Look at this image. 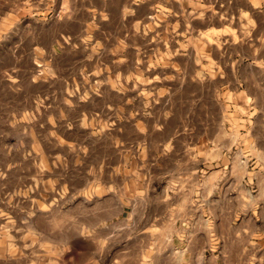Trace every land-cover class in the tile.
Here are the masks:
<instances>
[{
  "label": "rangeland",
  "instance_id": "374dc122",
  "mask_svg": "<svg viewBox=\"0 0 264 264\" xmlns=\"http://www.w3.org/2000/svg\"><path fill=\"white\" fill-rule=\"evenodd\" d=\"M0 264H264V0H0Z\"/></svg>",
  "mask_w": 264,
  "mask_h": 264
},
{
  "label": "crops",
  "instance_id": "0c3cea01",
  "mask_svg": "<svg viewBox=\"0 0 264 264\" xmlns=\"http://www.w3.org/2000/svg\"><path fill=\"white\" fill-rule=\"evenodd\" d=\"M200 169V168H199ZM201 182V181H200ZM167 196V197H166ZM151 199H154V200H159V201H162V202H165V201H168L169 200V194H164V193H158L156 195H153ZM171 200V199H170ZM156 217L152 216L151 217V221H153L152 219H154Z\"/></svg>",
  "mask_w": 264,
  "mask_h": 264
}]
</instances>
